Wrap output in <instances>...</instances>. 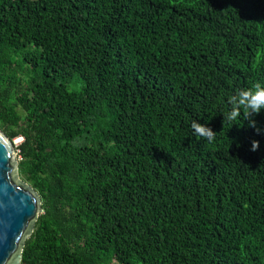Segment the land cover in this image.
<instances>
[{
	"label": "trees",
	"instance_id": "trees-1",
	"mask_svg": "<svg viewBox=\"0 0 264 264\" xmlns=\"http://www.w3.org/2000/svg\"><path fill=\"white\" fill-rule=\"evenodd\" d=\"M258 82L264 0H0L22 264H264V110L225 119Z\"/></svg>",
	"mask_w": 264,
	"mask_h": 264
},
{
	"label": "water",
	"instance_id": "water-1",
	"mask_svg": "<svg viewBox=\"0 0 264 264\" xmlns=\"http://www.w3.org/2000/svg\"><path fill=\"white\" fill-rule=\"evenodd\" d=\"M19 151L0 130V264H22L42 211L38 192L20 176Z\"/></svg>",
	"mask_w": 264,
	"mask_h": 264
},
{
	"label": "clouds",
	"instance_id": "clouds-1",
	"mask_svg": "<svg viewBox=\"0 0 264 264\" xmlns=\"http://www.w3.org/2000/svg\"><path fill=\"white\" fill-rule=\"evenodd\" d=\"M229 103L231 110L225 119L229 122L235 120L241 115L243 109L244 118L249 121V126L256 128V121L253 117L264 110V84L258 82L250 89L238 91L230 97ZM191 127L196 135L207 139L209 142L215 139V132L210 127L200 124L198 121H193ZM259 131L257 129V132ZM258 148L259 142L253 140L251 150L256 151Z\"/></svg>",
	"mask_w": 264,
	"mask_h": 264
},
{
	"label": "rangeland",
	"instance_id": "rangeland-1",
	"mask_svg": "<svg viewBox=\"0 0 264 264\" xmlns=\"http://www.w3.org/2000/svg\"><path fill=\"white\" fill-rule=\"evenodd\" d=\"M23 142V138L22 137H18L16 138L13 143L15 145V147H18L21 143ZM24 180V179H23ZM25 181V180H24ZM26 182V181H25ZM28 183V182H27ZM29 184V183H28Z\"/></svg>",
	"mask_w": 264,
	"mask_h": 264
}]
</instances>
